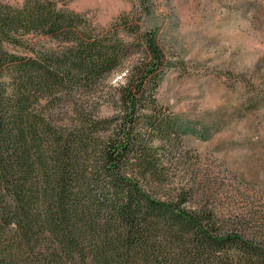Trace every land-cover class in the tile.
<instances>
[{
    "label": "trees",
    "instance_id": "trees-1",
    "mask_svg": "<svg viewBox=\"0 0 264 264\" xmlns=\"http://www.w3.org/2000/svg\"><path fill=\"white\" fill-rule=\"evenodd\" d=\"M119 22L0 1V264H264V217L228 225L194 189L164 191L182 144L158 99L168 59L154 31ZM118 71V106L99 117L83 95Z\"/></svg>",
    "mask_w": 264,
    "mask_h": 264
},
{
    "label": "rangeland",
    "instance_id": "rangeland-1",
    "mask_svg": "<svg viewBox=\"0 0 264 264\" xmlns=\"http://www.w3.org/2000/svg\"><path fill=\"white\" fill-rule=\"evenodd\" d=\"M20 6L25 0H0ZM97 27L136 19L154 31L168 59L158 99L178 120L182 144L167 166L166 193L192 190L191 203L216 217L258 224L264 217V0H54ZM121 36L133 39L120 29ZM36 48L56 45L36 36ZM129 61L124 62L127 67ZM118 71L83 95L99 117L115 113ZM73 100L59 117L69 120Z\"/></svg>",
    "mask_w": 264,
    "mask_h": 264
}]
</instances>
